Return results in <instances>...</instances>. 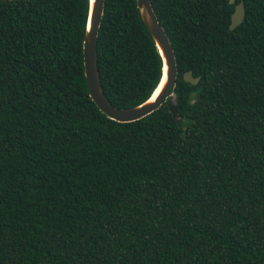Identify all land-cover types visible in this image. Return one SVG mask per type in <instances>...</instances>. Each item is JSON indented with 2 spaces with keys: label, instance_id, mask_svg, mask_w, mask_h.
Wrapping results in <instances>:
<instances>
[{
  "label": "trees",
  "instance_id": "obj_1",
  "mask_svg": "<svg viewBox=\"0 0 264 264\" xmlns=\"http://www.w3.org/2000/svg\"><path fill=\"white\" fill-rule=\"evenodd\" d=\"M239 1L150 0L176 85L118 122L88 94L90 0H0V264H264V0L231 30ZM96 51L113 106L151 96L136 0H104Z\"/></svg>",
  "mask_w": 264,
  "mask_h": 264
},
{
  "label": "water",
  "instance_id": "obj_2",
  "mask_svg": "<svg viewBox=\"0 0 264 264\" xmlns=\"http://www.w3.org/2000/svg\"><path fill=\"white\" fill-rule=\"evenodd\" d=\"M234 1L235 0H229L230 3H233ZM136 2L140 16L150 35L154 39L163 61L162 76L152 94L159 86L165 72V82L153 100L149 101V98L152 96L151 94L147 100L135 106L117 108L109 102L102 90L96 59V42L103 14L104 0H90L87 27L83 38L84 76L89 97L102 113L108 118L118 122L138 120L152 113L165 103L168 97L173 95V90L176 85L177 65L173 46L164 28L159 23L150 0H136ZM244 13V3L240 0L235 4L234 10L231 14V21L229 24L231 30L242 22ZM164 69H166V71H164ZM199 78V76H193L191 70L185 71L183 74V79L192 84H196Z\"/></svg>",
  "mask_w": 264,
  "mask_h": 264
},
{
  "label": "bare ground",
  "instance_id": "obj_3",
  "mask_svg": "<svg viewBox=\"0 0 264 264\" xmlns=\"http://www.w3.org/2000/svg\"><path fill=\"white\" fill-rule=\"evenodd\" d=\"M164 71H166V69H164ZM165 82V72H164V76L159 84V86L157 87V89L155 90V92L152 94V96L149 98V101L153 100L154 97L157 95V93L159 92V90L161 89V87L163 86Z\"/></svg>",
  "mask_w": 264,
  "mask_h": 264
}]
</instances>
